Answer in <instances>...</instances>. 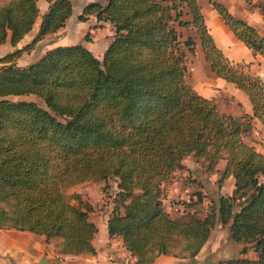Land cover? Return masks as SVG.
Masks as SVG:
<instances>
[{"label": "trees", "instance_id": "16d2710c", "mask_svg": "<svg viewBox=\"0 0 264 264\" xmlns=\"http://www.w3.org/2000/svg\"><path fill=\"white\" fill-rule=\"evenodd\" d=\"M43 1L32 39L0 57V228L43 236L59 255H93L91 206L79 205L68 189L111 179L121 210L110 211L107 235L120 237L136 264L159 255L193 257L215 221L229 223L240 253L245 244L254 252L219 264H264V151L243 140L253 118L264 124V83L248 63L216 46L198 0L88 2L79 21L93 16L113 26L100 60L82 44L57 45L18 66L22 52L71 14L70 0ZM206 2L253 55L264 57V35L219 0ZM38 11L36 0H0V44L8 38L14 46ZM188 25L211 72L247 95L251 115L221 113L187 83L185 51L194 54V39H181L176 27ZM26 95L42 106L19 99ZM187 156L205 172H219L218 184L231 176L233 189L210 199L203 215L171 217L162 203L165 185Z\"/></svg>", "mask_w": 264, "mask_h": 264}, {"label": "crops", "instance_id": "0c3cea01", "mask_svg": "<svg viewBox=\"0 0 264 264\" xmlns=\"http://www.w3.org/2000/svg\"><path fill=\"white\" fill-rule=\"evenodd\" d=\"M70 1L72 6L71 14L66 19L64 25L56 32L43 36L33 45L34 48L38 49V47H40L43 53L47 49L57 45L82 44L100 60L105 48L112 39V26H110L109 29L111 30L107 33L105 31L103 32V30L99 33L98 30L100 29L98 28L104 29L106 26L109 27V24L105 21H96L93 16H88L85 21H79L77 16L83 5L86 3H83L82 0ZM97 1L103 3L105 0ZM219 1L231 14L241 18L249 25L255 27L261 35H264V0ZM78 2L82 3L78 5ZM198 3L208 32L216 46L228 59L235 62L248 63L249 73L258 76L264 83V57L253 55L251 51L233 35L220 19L216 11L205 0H198ZM42 5L43 10L40 15L44 12L47 6L44 1ZM74 7L75 11H73ZM181 18L185 21L191 20L190 14L185 12H183ZM39 22L40 17L37 15L31 29L25 33L14 46L9 43L8 38L1 43L0 57L6 53L12 52L14 49L21 48L24 44L28 43L35 35ZM176 28L181 35L183 34V31L187 29L188 33L184 36H191L194 39V54H197V59L195 61L192 60V67L195 69V75L197 76L194 77L198 79V83L202 82V84L205 85V89L200 90L199 86H201V84H198V86L195 87L196 91L201 96L211 99L217 110L221 113L229 114L234 117H238L242 114L251 115V104L247 95L236 88L233 84L215 76L211 72L209 65L205 61L200 41L196 36L194 29L190 25L185 27L177 26ZM88 33L89 39L85 41L83 36ZM183 39H185V37ZM41 41H45L46 43H42ZM42 53L40 55H42ZM15 63L18 66H24L18 63V58H16ZM243 140L252 145L258 152H263L264 124L258 119L253 118L252 129L248 134L243 136ZM190 162L196 164L191 156H187L183 160V167L179 169L183 170L181 174L182 177H178L165 185V195L162 203L165 211L171 217L182 216L183 214L192 213L193 211H196L197 215H203L207 211L205 206L207 204L209 205L210 199L215 195L225 196L232 192L233 179L231 176L222 179L219 183L220 187L216 188L213 180L218 186L217 181L220 179L219 172L211 174L205 172V177L207 178H205V180H200L201 183L205 181L204 193L207 195V197L205 196L202 198L201 203L203 207L198 208L199 210H197V208L177 203L176 201L178 197H183L184 192H187L189 189L190 182L187 179V176L189 174L193 175V172L195 171ZM179 170H176L174 175L177 174ZM110 211L111 209L106 205L102 207L98 216L95 215L91 217L90 213L88 214L89 220L97 227V231L92 239V245L95 250L93 255H59L55 252L53 243L45 242L43 236L28 231L0 228V264H37L38 259L42 255L45 256L50 264H136L135 259L132 258L126 248L124 246L116 247L112 242V237L107 235L106 220ZM228 226L229 223L221 224L218 221H215L208 238L200 247L199 251L191 258L159 255L150 264H219L222 260L246 256V253H239L242 245L235 243L229 238ZM245 246H247V244H245ZM251 254L254 255V252Z\"/></svg>", "mask_w": 264, "mask_h": 264}, {"label": "rangeland", "instance_id": "374dc122", "mask_svg": "<svg viewBox=\"0 0 264 264\" xmlns=\"http://www.w3.org/2000/svg\"><path fill=\"white\" fill-rule=\"evenodd\" d=\"M82 1H83V3H88L91 1H97V0H82ZM81 3L82 2H78L77 4L80 5ZM36 4L39 7L38 17H40V13L43 10V5H42L43 0H36ZM73 11H75V7L73 8ZM105 22L107 24H109V27L106 26L104 29L98 28V29H100V30H98L99 33L102 32V30H103V32L105 31L106 33L111 30L109 28H110V26H112V24L107 22V21H105ZM112 30H113V26H112ZM187 33H188V31H187V29H185L183 31V34L182 35L180 34L181 38L182 39L184 37L186 38V36H184V35H186ZM88 35H89V33H88ZM84 36H83V39H84ZM41 42L46 43L45 41H41ZM58 42H60V41H58ZM50 43H52V42H50ZM56 43H57V41H56ZM50 45H54V44H50ZM39 48L40 47H38V49H37V48H34V46H33V48L30 51L22 52L17 57L18 63L21 65H25L26 63H29V62L33 61L34 59H36L42 53L41 48L40 49ZM43 48H45V47H43ZM193 57H194V59H193ZM185 58H186V65H187V70H188L187 75H186L187 83L195 91H196L195 87H197L198 84H201V86H199L200 90L205 89V85L202 84V82L198 83V79L195 78L197 76L195 75V69H193V67H192V64H193L192 60L195 61L197 59V54L193 55L190 51H188L186 49ZM19 99L32 100L36 104L42 106V102L39 99H37L31 95L22 96V97H19ZM190 164L193 166L195 171L193 172V175H191V174H189L188 176L186 175L187 179L190 182L189 189L187 190V192H184L183 197H181V198L178 197L176 202L190 206V207H193V208H197V210H199L198 208L203 207V205L201 203L202 198L205 196L207 197V195H205V193H204L205 192V181L203 183H201L200 180H203V179L205 180V178H207V177H205V169L203 167L204 165L202 166V163L200 164V163L196 162V164H194V162L193 163L190 162ZM182 172H183V170H179V172L174 175L173 180L177 179L178 177H182L181 176ZM211 173H214V171L207 172V174H211ZM199 177H200V179H199ZM213 183H214V185H216V188L220 187L219 184L217 186V184L214 180H213ZM115 192H116V188H115L114 183L112 182L111 179L99 180V181H94V180L84 181L81 183H77L68 189V193L73 195L74 200L76 202H78L79 205L80 204L81 205L87 204V205L91 206V210L89 211L91 217H93L95 215L98 216L100 210H102V207H104L106 205H108V208H110L111 210H112V208H116V209L121 210L120 203L118 201H116L117 196H115ZM216 194H219V193H216ZM198 195L201 197V199L200 198L198 199V200H200V202L195 201V200H197ZM217 197L218 196L215 195L212 198V200H216ZM236 201L234 202V205H233L234 208H236L237 204H239V202H240V201H238V202H236ZM195 202H197V203L195 204ZM203 202H204V200H203ZM204 205H205V203H204ZM207 208H208V204L205 206V209H207ZM183 215H185V214H183ZM172 217H175V216H172ZM176 217H179V216H176ZM245 248H246V250L244 253H246V256H243V257H247V258L253 257L254 255L251 254L253 252L252 247L249 244H247V246H245ZM239 253H240V250H239ZM244 253H240V254H244ZM132 258H134V257L132 256Z\"/></svg>", "mask_w": 264, "mask_h": 264}, {"label": "built area", "instance_id": "2783aa9c", "mask_svg": "<svg viewBox=\"0 0 264 264\" xmlns=\"http://www.w3.org/2000/svg\"><path fill=\"white\" fill-rule=\"evenodd\" d=\"M112 242H113V244H114L115 246H117V247H118V246H123L121 239L118 238L117 236H113V237H112Z\"/></svg>", "mask_w": 264, "mask_h": 264}, {"label": "water", "instance_id": "95a60500", "mask_svg": "<svg viewBox=\"0 0 264 264\" xmlns=\"http://www.w3.org/2000/svg\"><path fill=\"white\" fill-rule=\"evenodd\" d=\"M37 264H50V263H49L48 260L45 258V256L42 255V256L38 259Z\"/></svg>", "mask_w": 264, "mask_h": 264}]
</instances>
